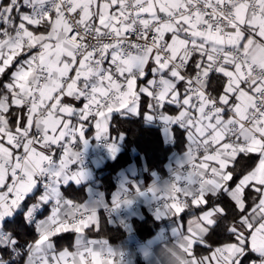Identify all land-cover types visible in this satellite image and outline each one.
<instances>
[{
  "label": "snow or ice",
  "instance_id": "6c2138e0",
  "mask_svg": "<svg viewBox=\"0 0 264 264\" xmlns=\"http://www.w3.org/2000/svg\"><path fill=\"white\" fill-rule=\"evenodd\" d=\"M40 27L45 32L35 34ZM210 74L216 96L206 90ZM0 77V134L11 147L0 139V250L9 253L0 264L22 255L7 224L19 214L37 234L23 249L24 264L69 256L84 264L101 255L125 264L122 252L87 239L84 229L99 230L100 208H131L140 197L154 202L157 218L192 214L186 231L173 230L175 264H264V0H0ZM13 105L27 108L26 124ZM114 111L160 122L172 135L176 126L187 150L169 180L146 190L133 185L134 194L122 182L110 208L103 194L75 203L58 191L88 176L70 167L81 157L71 145L78 137L87 146L90 120L97 139L107 137ZM54 147L63 150L58 161ZM106 147L115 159L119 144ZM41 182L44 192L32 201ZM49 201V214L35 220ZM66 232L76 233L75 252L57 251L54 238ZM219 234L225 238L213 247ZM193 245L209 254L197 256Z\"/></svg>",
  "mask_w": 264,
  "mask_h": 264
},
{
  "label": "crops",
  "instance_id": "0c3cea01",
  "mask_svg": "<svg viewBox=\"0 0 264 264\" xmlns=\"http://www.w3.org/2000/svg\"><path fill=\"white\" fill-rule=\"evenodd\" d=\"M22 12L30 11L28 8L21 9ZM161 17H163V13H158ZM145 17L147 14H143ZM30 30H34L32 26H30ZM45 32L43 27H40L35 34H40ZM166 40H170V34L165 35ZM37 49H33L32 53L35 54ZM26 58L24 56L22 59ZM14 70V69H13ZM66 103L74 104L76 107H82L83 102H76L73 101L71 98H65ZM13 109H16V106H12ZM16 111L21 116V123L26 124L27 122V108L16 109ZM122 111V110H121ZM167 111L169 114H173L175 111L174 106H167ZM114 113H120L118 111H114L111 114V117ZM121 115V114H120ZM148 124H155L158 125L161 129L162 136L164 142L167 144L173 143V135L172 130L170 129L169 132H165L163 126L160 122L156 121H147ZM75 118H73V123H75ZM110 123V121H109ZM109 123H108V133L107 137H103L97 139L96 137V128H95V121L90 120L85 124V139L88 141L87 146L84 145L83 141H80L79 138L72 143L71 148L73 151H78L81 154L80 157V164H73L70 167L75 170L76 168L82 166L84 169L87 170L88 176L85 180L81 181L80 184H76L74 181H70L69 184H73L75 186L84 184L85 191H86V198L80 202L83 203L88 199H95L103 194L105 201L111 205L112 196L116 193L121 183H125L131 189V191L135 192L133 185L140 186L141 190H145L153 185V183L160 184L163 181L169 180L172 177L171 169L176 167V159L179 156H182L184 152L187 150V140L185 135V143L184 148L181 151H177L173 149L169 155L167 160L165 161L164 173L159 174L155 169L146 167L143 163H135L134 161L126 164L124 167H121L115 176V188L111 191L109 196L105 195L104 190L99 186L98 174L96 170L100 168L107 160L113 159L110 154L108 153L106 144L107 140L111 142L116 141L119 144V151L122 149L120 141H118L116 136H110L109 133ZM15 124V117H13L12 122H10V127H14ZM35 131V129L33 128ZM120 135V134H119ZM124 136V134H123ZM0 139L3 140L6 147H11L7 144L6 137H3V134H0ZM67 143V141H62ZM37 150L40 151V146L36 145ZM118 151V152H119ZM55 155L53 159L59 160L60 156L62 155L63 150L59 147H54ZM45 154H50L45 152ZM202 150L197 152L198 163L200 159H202ZM215 163V162H211ZM231 167V165H230ZM67 185H60L58 186V191L64 195V187ZM38 185L36 186L34 193L31 196L32 201H35L38 195ZM65 196V195H64ZM66 197V196H65ZM67 198V197H66ZM68 199V198H67ZM77 203V202H75ZM50 205L49 203L45 204L43 207L36 209L33 213L35 220L39 221L44 219L50 212ZM150 214L155 220L161 221L162 224L156 229L155 233L147 239H140L137 237L134 231L133 221L135 219L141 220L145 215ZM181 219L168 218L162 217L157 218L155 215L154 207L151 205L150 201L147 200L145 197L137 198L131 208L121 207L117 211H111V215L109 218H106L102 211L98 210V216L100 221V227L102 231H113L112 235L119 239L110 241L106 235H97L95 232L97 231L94 226H90L87 229H84V235L89 240H106L108 245L112 247L117 252L123 253V258L125 264H166V247H173L175 244V239L172 235L173 230L176 228L178 224L183 226V230L186 231L187 229V221L191 219L192 214L188 213L187 210L184 213L179 214ZM11 218V217H10ZM123 222V223H121ZM127 225L125 227L124 225ZM111 228L112 230H108ZM68 233V232H66ZM72 233V246H62L57 247V251H62L65 248L68 251L75 252L76 251V233ZM62 234V233H61ZM37 236V235H36ZM218 246V244L213 245V247ZM205 247L203 245H193V251L197 256L201 255H208V250L202 251ZM175 251L177 254H181V250L176 248ZM147 253V255H146ZM0 256H2V250H0ZM26 258V254L23 258L22 264H24V259ZM255 258V257H253ZM108 259H112L113 264H116L117 258H109L104 255L93 259L92 257H85L84 264H105V261ZM77 259H73L71 256L65 258V260L61 261V264H78Z\"/></svg>",
  "mask_w": 264,
  "mask_h": 264
},
{
  "label": "trees",
  "instance_id": "16d2710c",
  "mask_svg": "<svg viewBox=\"0 0 264 264\" xmlns=\"http://www.w3.org/2000/svg\"><path fill=\"white\" fill-rule=\"evenodd\" d=\"M22 52L19 57L13 59V64L24 57ZM0 79H4L0 77ZM218 88L217 81L214 74H210L209 84L207 86L208 92L212 96H216L215 89ZM222 91V89H220ZM173 135V143L167 144L164 142L161 129L158 125L148 124L145 119L140 116H122L120 113H114L109 123L110 136H119L124 134L123 139L120 141L122 149L117 153L115 159L107 160L100 168L96 170L98 174L99 186L104 190L105 195L109 196L111 191L115 188V176L117 171L124 167L126 164L134 161L135 163H143L146 167L155 169L159 174H163L164 163L168 158L169 153L175 149L181 151L184 148L185 135L183 130L176 129ZM239 159V158H238ZM64 195L74 202L80 203L86 198L85 185L81 184L75 186L68 184L64 187ZM232 213L229 211V221H231ZM23 215H14L7 221L12 228L16 229L18 233L17 239L21 247L22 255L19 260L13 261V264H22L27 244L32 242L36 237L35 227L33 224L23 223ZM15 222V225L12 223ZM162 224L161 221L155 220L150 214L145 215L141 220L135 219L133 221L134 231L138 238L147 239L152 236L156 229ZM108 230H112L108 228ZM113 231L97 230L95 234L106 235L110 241L119 238L112 235ZM224 234H219L212 237L209 243L213 245L218 244L219 241L224 239ZM56 240V247L72 246V233H62L54 238ZM204 248L202 251H206ZM2 257L9 259L7 250H2ZM139 264H143L142 262Z\"/></svg>",
  "mask_w": 264,
  "mask_h": 264
},
{
  "label": "built area",
  "instance_id": "2783aa9c",
  "mask_svg": "<svg viewBox=\"0 0 264 264\" xmlns=\"http://www.w3.org/2000/svg\"><path fill=\"white\" fill-rule=\"evenodd\" d=\"M134 38V37H133ZM207 90V89H206ZM207 92H208V90H207ZM33 132H35L34 130H33ZM110 143V141H108L107 140V143ZM61 143H64V142H61ZM198 156H197V159H196V163H198ZM188 169V166L187 165H185V168L184 169H181V171H186ZM38 188H39V191H38V195H41V193L42 192H44V187H43V182H41V184H38ZM146 190V189H145ZM147 200H149L148 198H147ZM150 201V203H151V205L154 207V202L153 201H151V200H149ZM109 205V204H108ZM111 207V205H109V208ZM100 210L102 211V213H103V215L106 217V218H109L110 217V215H111V211H108V210H105L104 208H100Z\"/></svg>",
  "mask_w": 264,
  "mask_h": 264
},
{
  "label": "clouds",
  "instance_id": "9594fccd",
  "mask_svg": "<svg viewBox=\"0 0 264 264\" xmlns=\"http://www.w3.org/2000/svg\"><path fill=\"white\" fill-rule=\"evenodd\" d=\"M166 264H175L174 257L172 255L173 247H166Z\"/></svg>",
  "mask_w": 264,
  "mask_h": 264
}]
</instances>
